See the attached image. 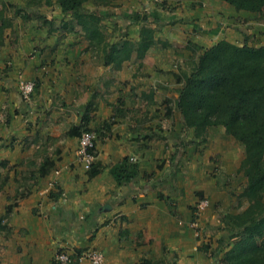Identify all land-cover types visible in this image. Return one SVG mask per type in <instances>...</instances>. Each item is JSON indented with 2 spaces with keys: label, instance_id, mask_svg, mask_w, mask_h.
<instances>
[{
  "label": "crops",
  "instance_id": "crops-1",
  "mask_svg": "<svg viewBox=\"0 0 264 264\" xmlns=\"http://www.w3.org/2000/svg\"><path fill=\"white\" fill-rule=\"evenodd\" d=\"M189 1L196 0L182 2L189 5ZM198 2L185 10L155 12L151 16L152 26L170 27V42L182 36L187 40V48L192 40L205 47L221 39L255 46L264 44V21L256 20L259 14L234 10L223 0H207V14L212 22L201 30L194 9V5L199 8ZM23 10L18 14L8 13L13 23L7 28L6 37L16 31L19 38L13 43L6 38L0 48V161L5 162L0 165L1 217L3 224L8 225L1 232L8 229L9 243L4 254L7 262L32 264L37 258H45L52 264L58 248L71 246L102 250L106 255L105 264H136L143 256L161 259L165 250L176 252L171 253L172 264H195L192 257L200 253L194 251L195 246L192 253L191 239L179 228L185 223L179 220L177 225L166 201V197H172L178 208L183 202L182 184L174 182L175 169L170 176L166 173L168 164H163L168 150L174 149L181 140L161 139L164 132L158 124L164 114L158 106L160 96L166 92L170 95L173 86V92H177L175 98L178 97L180 84L175 74L180 69L175 68V53H167L170 50L159 43L156 33L157 42L144 58L134 53L119 66L106 64L101 46L91 45L82 27L71 30L69 27L59 33L54 30L59 21L49 11ZM38 13L43 14L40 17L43 21L46 18L41 25L50 30L47 33L43 29L46 41L38 43L31 38V42H23L20 36L25 27L37 24L27 21L30 20L27 14L33 17ZM110 14L119 16L117 12ZM128 15L125 17L129 24L140 25L134 18L136 22L128 20ZM66 17L61 19V25L62 20L72 18ZM102 22L105 21L102 19ZM201 31L206 34L202 42L197 39ZM121 34L112 40L120 39ZM131 36L138 39L139 31ZM55 42L59 45L57 48ZM58 47L65 51L56 56L52 49L59 52ZM38 54L41 58L36 60ZM123 75L130 82L124 88L125 100L117 105L109 96L115 95L119 87L123 89L120 85ZM21 79L38 81L30 101L20 94ZM91 100L97 105L90 112L89 126L99 129L97 160L104 166L93 178H89L78 159L80 135L69 134L72 126L82 122ZM177 112L180 113L174 110L173 114ZM179 118L183 125L180 114ZM104 121H112L110 129L103 127ZM215 132L228 139L209 140L221 146L223 164L229 166L231 156L239 160L236 165L239 168L245 156L244 146L227 134L222 125L211 126L210 135L214 136ZM236 145L239 156L234 153ZM178 148L181 152V145ZM125 157L138 164L140 173L133 181L119 185L111 167ZM166 176L174 179L171 192L159 187ZM160 192L164 198L159 197ZM212 192L211 189L203 191L205 195ZM227 198L232 200L230 195ZM241 203L225 213H240L249 204ZM107 204L110 207L104 209ZM8 205L12 208L7 215ZM221 222L227 231L225 222ZM187 227H191L190 223ZM234 239L227 241L224 250L214 257L216 264Z\"/></svg>",
  "mask_w": 264,
  "mask_h": 264
},
{
  "label": "trees",
  "instance_id": "trees-1",
  "mask_svg": "<svg viewBox=\"0 0 264 264\" xmlns=\"http://www.w3.org/2000/svg\"><path fill=\"white\" fill-rule=\"evenodd\" d=\"M51 1L47 0L48 3ZM56 1L64 15L72 17L70 20L75 25L69 29L81 26L90 44L101 46L106 64L114 63L119 66L129 60L134 53L139 58H144L157 42L158 28L149 23L152 22L150 15H141L138 12L128 15L129 19L134 18L137 23H140L138 39L129 38L124 33L120 35V39L112 40L102 22L104 15L97 8L110 7L113 0ZM223 1L237 10L259 14L256 19L264 20V0ZM33 2H37V5L41 4V0H33ZM87 3H92L95 8H87ZM6 8L4 4L0 11V48L5 44L7 28L13 23L12 16L5 11ZM29 16L27 14V19H30ZM188 48L192 50L188 61L189 69H181L175 74L176 81L181 86L178 89L177 98L174 100L171 97L166 98V115L171 117L174 110H178L184 128L193 129L200 142L208 140L211 126L222 125L227 134L242 144L245 149V156L239 170L247 178L241 197L249 204L240 213L222 214L221 220L225 222L227 234H223L214 251V257L224 250L222 247L227 241L235 238L231 247L217 259L218 264H264V44L255 46L248 42L238 44L221 39L209 47L189 41ZM150 101H153L151 97ZM96 105L94 100L88 102L87 113L83 115L82 122L72 126L69 134L81 135L83 130H94L97 133V139L100 137L99 129L89 126L90 112L96 108ZM111 124L112 121H104L103 127L110 129ZM184 143H186L184 140L180 141V145L185 147ZM177 151L180 152L179 149ZM95 153H97L96 143ZM1 163L5 162L0 161V165ZM103 168L104 166L96 160L87 170L89 178L96 176ZM111 172L119 185L133 181L140 173L138 164L129 157L113 165ZM198 193L203 195L202 192ZM159 197L164 198V195L160 192ZM166 201L171 212L175 214L170 197H166ZM11 208L12 206L8 205L7 215ZM3 219V217L0 218V229L8 228L7 224H3ZM61 249L63 248H58V250ZM84 249L74 248L78 253ZM203 249L207 252L210 248L205 246ZM52 264L61 263L56 262L53 257ZM70 264L80 263L74 261ZM139 264L171 263L165 258L153 259L143 256Z\"/></svg>",
  "mask_w": 264,
  "mask_h": 264
},
{
  "label": "rangeland",
  "instance_id": "rangeland-1",
  "mask_svg": "<svg viewBox=\"0 0 264 264\" xmlns=\"http://www.w3.org/2000/svg\"><path fill=\"white\" fill-rule=\"evenodd\" d=\"M11 1L13 3H11L9 0H5V1L0 0V11L4 4L7 6L5 10L7 11V13L10 12L16 13L18 10L22 12L24 11L23 10L24 8L38 9L39 12L41 11L44 12L47 10L50 12L52 16L56 17V20L59 21L57 22L56 25H54L55 27L54 30L59 31V33L62 32V29H67L75 25L69 19L63 22L66 16L62 12L56 0H52L50 3H48L47 0H41V4L38 5L37 2H33V0H11ZM182 1L183 0H163L162 2H155L153 0H113V3L110 7H98L97 10H101L102 14L105 17L103 18V20L105 21L103 23L105 24L106 27L105 30L111 39L112 37L117 38L119 36L117 35L118 33L120 34L126 33L131 38H134V36L136 35L134 36L131 35L137 34V32L140 29V25L137 26L136 24L134 25L129 24L128 21H126V17H125L127 16V14L133 15L138 12L141 15L152 16L155 14V12L160 10H164V11H166L167 9L185 10V8H188L189 5L192 6L193 4H197L198 2L197 0L194 2L189 1V5H188L187 3H184ZM198 3H200L199 8L194 5V9H196L195 13L199 17L198 20L200 23L198 25L202 30L207 28V26H209V24L212 21L209 19V14H207V9L209 7V3L207 2V0H201ZM86 6L87 8L89 7V9L95 8V6L92 3H87ZM232 7L234 8V10H237L234 6ZM109 12L110 13L117 12L119 16L112 17ZM122 14H124L123 17L125 18L122 17L120 18ZM38 15H41V17L43 16V14L40 13H38ZM38 15L36 14L33 17H29L30 20H27V21L36 22L37 24H34L33 26L31 25L29 27H25L23 33L20 36L23 42L24 41L31 42L32 41L31 38H35V40L38 43H44L46 41L45 40L46 35H43L44 34L43 29H45L47 33H49L50 30L49 27L41 25V23H43L44 21L40 18V16L38 17ZM62 18L63 20L61 25ZM128 20H130L129 17ZM259 21H264V20H259ZM149 23L151 25L153 24L151 22ZM169 28L170 27H167L162 24L159 25L157 32V37L159 38L158 41L160 44L165 46L167 51L170 50V52H167L168 54L173 55V53H175V55L173 56L175 62V68L177 69L179 68L180 70L189 69L188 61L190 56L192 55V50L186 47L187 40L183 39L182 36L177 39L178 41H173V43L170 42L172 30H170ZM176 33L177 32L174 31V34ZM18 36L19 34L16 33V31H12L8 34L6 38L8 39L9 43H13L16 39L19 38ZM202 36H206L205 31L203 32L201 31L197 39L201 40ZM195 41L196 40H194L193 42ZM202 41L203 40H201V42ZM54 44H56V48L57 46H59L57 42H55ZM56 48L52 49L53 52L57 53L55 54L56 56L58 55V53H63L65 51L63 48L58 47L59 52H57ZM40 58L41 55L38 54L36 60H39ZM129 82L130 81H127V79H125L123 75V79L120 80V85L122 86L123 89H120L119 87L118 88L119 91H117L115 95L113 94L112 96H109V98L112 99L113 102L117 103V105H122L121 101L125 100L124 88L128 87ZM172 88L171 91L169 92L170 95H168L167 94L168 92H166L165 95L163 94L162 97L160 96V102L158 103L159 104L158 106H161V109H163L164 112L163 118L162 119L160 118L158 122V124L162 125L160 127V130L164 132L163 136H161L160 138L164 140H184L186 143H184L185 147L181 145L182 148L181 152L177 151L179 149L178 147L180 146V143L175 144L174 149L170 151L168 150L167 157L165 158L163 164L164 166L165 164H168L169 167H167V169L169 171L167 170L166 173L169 175L173 173L175 169L174 172L176 179L174 181L173 177L169 179L171 175L166 176L165 178L166 181L162 182L159 185V187L165 191L171 192L170 189L173 181L176 184H178L179 182L180 184H182L181 196L183 197L182 198L183 202L180 206L181 209L178 208L177 201H175V199H173L172 197L170 198V202H172V204L175 206L174 209L176 213L174 214V216L176 217L177 225H179L178 224L179 220H182V222L185 223V225H182L181 227L179 226L177 227L181 228V231L183 233H186V235L189 236L188 238L191 239L190 248H192V253L194 250L193 249L194 246L197 248L194 251H198L200 253L192 257L194 260L193 262H195V264H216L214 262V254H215L214 251L219 245L223 234L225 233L227 234V232L224 230V226L222 225L220 217L222 216V214L232 210L235 205L241 202H242L241 204L244 205L248 204L246 199L241 197V194L244 191L245 186L247 184V179L244 173L240 171L239 168H236L237 167L236 165L237 163H239V160H237V158L236 160H234L230 156L229 166L223 164L221 160V157L223 155L221 146L216 145L215 142L212 143V141H209V140H228L226 135L223 134V136H221V133L215 132V135L211 136L209 133L208 140L204 142H200L199 141L200 139L196 138L193 129L190 130L185 129L184 126L180 124L181 123L179 118L180 113L178 114L177 112V114H173L171 117H168L166 115V106H167L166 98L171 97L174 100L177 95V92H173ZM153 106L157 108V104H154ZM234 153L235 155H238L240 153L238 150V145H236ZM0 173H1V167H0ZM160 181L162 180L160 179ZM0 185H1V175H0ZM204 187L205 189L208 190L211 189L213 191L212 192L213 194L205 195L203 193V191L205 190ZM198 192H202L203 195H200ZM229 195L230 198H232V200H229V198H227V196ZM206 196L210 200V205L201 214V231H200V235L197 236L196 230L191 226L192 220L190 222V219L193 218L195 205ZM212 201L214 202L213 203L214 205L212 204ZM11 204H13V202ZM215 215L216 218H214ZM1 216L2 215H1V188H0V218ZM188 223H190L192 229L191 227L190 228L187 227ZM7 232L8 229H4L3 232H1L0 229V264L12 263V262L8 263L4 257L6 246L9 243L8 242L9 234H7ZM44 243L45 241H43V244ZM205 246H209L210 248L207 252L204 251L203 249ZM62 248L72 251L74 250L75 247L65 246ZM163 252L165 253L164 258L171 260L170 263L172 264L173 255H171V253L173 252L176 253V252L174 250L171 251L165 250ZM175 258H178V255ZM36 260L32 264L34 263L49 264L45 260V258H43L42 260H38L37 258ZM139 262L140 260L136 264H139Z\"/></svg>",
  "mask_w": 264,
  "mask_h": 264
},
{
  "label": "built area",
  "instance_id": "built-area-1",
  "mask_svg": "<svg viewBox=\"0 0 264 264\" xmlns=\"http://www.w3.org/2000/svg\"><path fill=\"white\" fill-rule=\"evenodd\" d=\"M155 2H162L163 0H153ZM37 89V80L21 79L19 82L20 94L24 100L30 101ZM79 147L77 150L78 159L85 170H89L97 160V153H95V143L97 133L94 130H83L79 137ZM210 205L208 197L203 198L195 205V210L191 222V226L196 230V235H200L201 231V214ZM56 262L61 264H70L78 262L83 264L91 262L92 264H105L106 255L100 249L88 248L78 253L75 250L69 251L67 249L56 250L54 254Z\"/></svg>",
  "mask_w": 264,
  "mask_h": 264
},
{
  "label": "water",
  "instance_id": "water-1",
  "mask_svg": "<svg viewBox=\"0 0 264 264\" xmlns=\"http://www.w3.org/2000/svg\"><path fill=\"white\" fill-rule=\"evenodd\" d=\"M108 207H110L109 204H107L104 209H107Z\"/></svg>",
  "mask_w": 264,
  "mask_h": 264
}]
</instances>
